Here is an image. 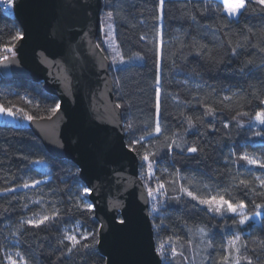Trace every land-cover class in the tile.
Segmentation results:
<instances>
[{"label": "trees", "instance_id": "obj_1", "mask_svg": "<svg viewBox=\"0 0 264 264\" xmlns=\"http://www.w3.org/2000/svg\"><path fill=\"white\" fill-rule=\"evenodd\" d=\"M102 7L100 24L112 25L116 50L125 61L113 63L98 34L127 145L157 120L164 131L132 145L147 191L159 182L165 185L164 200L156 212L150 210L156 249L164 245L162 264H221L227 241L237 234L241 255L264 264V207L256 206L264 205V195L258 194L264 188L255 179L264 177V168L239 158L244 153L264 157V125L255 120L264 110V9L251 0L230 22L217 0H164L162 6L160 0H102ZM16 32L21 27L14 15L0 11V45L9 44ZM56 104L58 98L40 83L0 75V105L11 108L21 122H0V264H8L5 254L19 260L17 251L28 264H105L97 249L99 224L87 207L76 165L49 154L17 111L46 118ZM206 106L215 115L207 114ZM165 135L181 146L169 149L171 140ZM193 146L198 151L188 152ZM145 151L154 153L151 177L142 159ZM241 180L249 187L240 185ZM32 181L40 183L22 187ZM182 185L197 195L220 193L234 203L244 201L247 215L259 213V220L239 225L238 216L209 211L182 193ZM54 210L58 215L39 228L25 223ZM66 234L80 240L72 251Z\"/></svg>", "mask_w": 264, "mask_h": 264}, {"label": "water", "instance_id": "obj_2", "mask_svg": "<svg viewBox=\"0 0 264 264\" xmlns=\"http://www.w3.org/2000/svg\"><path fill=\"white\" fill-rule=\"evenodd\" d=\"M102 0H14L24 39L0 60L6 79L40 83L61 108L28 127L54 157L71 161L98 221L105 264H162L139 161L126 142L109 62L97 37ZM121 220L124 222L121 223Z\"/></svg>", "mask_w": 264, "mask_h": 264}, {"label": "snow or ice", "instance_id": "obj_3", "mask_svg": "<svg viewBox=\"0 0 264 264\" xmlns=\"http://www.w3.org/2000/svg\"><path fill=\"white\" fill-rule=\"evenodd\" d=\"M161 6L163 5L164 0H160ZM251 2V0H223V8L224 11L227 12L229 16H234L238 15L241 13V11L245 10L248 6V4ZM256 4L262 6V9H264V0H255ZM14 0H0V10L3 11H8L13 7ZM109 17L111 18V14H109ZM109 32H108V37H109V42L112 43V25L109 24L108 26ZM24 39V34L22 32H16L14 36L11 38V42L9 44L5 45H0V52H3L4 55L2 56L3 60L9 59V56L7 55L8 53H11V55L14 57L16 52H15V42H19L20 40ZM143 39V37H142ZM115 55L113 56V63H125L123 56L119 51H117L115 48L113 49ZM135 59H140L141 57L136 56L134 57ZM225 99H228V97H225ZM261 104H264V100L260 101ZM119 106V105H118ZM61 108L60 104H56L55 107L49 109V111L54 115L59 109ZM19 113L23 114V118L32 121L36 119L37 117H34L30 115L29 113L25 112L24 109H18L17 110ZM157 111H159V90L157 89ZM206 111L207 114L209 115H215L214 109L211 107L206 106ZM0 113H6L7 115H15L11 108H5L3 105H0ZM242 115H248L247 113H243ZM51 118V117H49ZM235 119V117L233 118ZM255 120L261 124L264 125V110L258 111L255 115ZM188 123L189 127L193 126L192 123V118H188ZM129 128L132 127V125L128 126ZM225 127H228L227 124H225ZM160 135H164V131L162 129V125L157 120L155 123V126L151 128L150 130H146L145 135H142L139 137L138 140H135L132 142V145L138 144L141 141H144L147 137H159ZM255 135L260 136L262 135L261 132H256ZM165 140H171V143L168 144L169 149L172 148L173 145L176 147H180L181 145L175 140L172 139L171 137H168L165 135ZM130 145V148L132 150H135L134 147ZM188 152L190 153H196L198 151L197 147H189L187 149ZM150 155H154V153H149L148 151H145L142 159L143 161L147 162L148 166V175L151 177L153 175L152 171V161L150 160ZM241 160L246 161L247 164L249 165H258L260 168H264V157H256L254 155H250L247 153L242 154L239 157ZM255 179L259 182V185L261 188H264V177H255ZM40 181H32L31 184L28 182H25L22 187L28 188V187H34L35 185L39 184ZM240 185L244 186L245 188L249 187V182L245 180L240 181ZM165 185L163 183H159L154 190L153 188L149 187L148 188V196L150 198H155L154 193L160 192L162 189H164ZM4 191H14V189H5ZM91 189L90 188H85L84 192L86 194H91ZM180 191L182 193H185L187 196H189L192 200L197 201L200 205H204L207 207V209L211 212H214L219 215H223L225 213H230L233 214L234 216H239L240 219L238 220L239 225H244L250 218L245 215V208L247 205L244 203V201H240L238 203H234L230 199H226L223 194L217 193L215 195H207V196H201L197 195L194 191L189 190L188 187H184L183 185L180 188ZM253 191H255L253 189ZM260 195H264V193H258ZM176 199H179V197H176ZM258 208L264 207V205H256ZM88 208H91V205H87ZM155 210V208H154ZM259 214V213H257ZM58 215V210H54L51 214H43L39 217V219H29L25 223L39 228L41 225H44L47 221L54 219ZM124 221L121 220V223ZM201 233H204V229L201 228L199 229ZM206 235V233H205ZM65 240L69 241L71 243V246L68 250L72 251V248L76 247L77 244L80 243V240L77 239L76 235L73 234H66L64 237ZM81 239H87V235H83ZM241 240V237L239 234L235 235L231 239L227 241L226 245V250L227 254L223 255L221 257V264H241V260H246L247 264H252L251 258L245 257L241 255V247L243 246H238V242ZM90 245H83V247H89ZM208 247H212L211 241L208 242ZM157 251L161 256H164V245L161 244L159 245ZM235 253V255H233ZM16 257H19V260L14 259L12 255L5 254V258L8 262V264H28L27 260L22 256V254L17 251L16 252ZM171 255L173 258L177 255V250L173 246L171 248ZM182 255V253H181Z\"/></svg>", "mask_w": 264, "mask_h": 264}, {"label": "rangeland", "instance_id": "obj_4", "mask_svg": "<svg viewBox=\"0 0 264 264\" xmlns=\"http://www.w3.org/2000/svg\"><path fill=\"white\" fill-rule=\"evenodd\" d=\"M217 1H220V2H222L223 3V0H217ZM161 3V2H160ZM161 9V8H160ZM225 12V11H224ZM225 13H227V12H225ZM228 15V14H227ZM238 15H234V16H229L228 15V17H229V20H230V22L231 21H234L235 19H236V17H237ZM100 23H101V21H100ZM108 26L109 25H101L100 24V32H99V40H100V42H101V45L103 46V48L106 50V51H108V53H110L111 54V58L113 59V55H115V53H114V51H113V49L115 48V49H117V45H116V41L114 40V37H113V34H112V43H110L109 42V37H108V32H109V28H108ZM1 60V59H0ZM2 121H9V122H16V123H21V122H19V120L17 119V117L15 116V115H7V114H5V119H3ZM245 212V211H244ZM245 215H247V213L245 212ZM250 219L252 218V219H254V220H256V221H258L259 220V217H260V214H255V215H251V217L249 216V215H247ZM239 217V216H238ZM239 219H240V217H239ZM249 219V220H250Z\"/></svg>", "mask_w": 264, "mask_h": 264}, {"label": "built area", "instance_id": "obj_5", "mask_svg": "<svg viewBox=\"0 0 264 264\" xmlns=\"http://www.w3.org/2000/svg\"><path fill=\"white\" fill-rule=\"evenodd\" d=\"M13 5H14V4H13ZM0 11L4 12V13H6V14L9 13V14H11V15H13V13H14V11H13V7H12L11 9H9L8 11H3V10H0ZM159 183H161V182H159ZM146 190H147V189H146ZM154 190H155V189H154ZM147 194H148V191H147ZM154 196H155V198H150V197H149V205H150V210H151V208H152L153 212H156V211L158 210V208H159V205H160L161 202L164 200V197H163L161 191L158 192V193H154ZM154 208H155V210H154Z\"/></svg>", "mask_w": 264, "mask_h": 264}, {"label": "crops", "instance_id": "obj_6", "mask_svg": "<svg viewBox=\"0 0 264 264\" xmlns=\"http://www.w3.org/2000/svg\"><path fill=\"white\" fill-rule=\"evenodd\" d=\"M6 113H0V122H2L3 119H5Z\"/></svg>", "mask_w": 264, "mask_h": 264}]
</instances>
